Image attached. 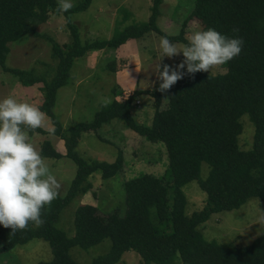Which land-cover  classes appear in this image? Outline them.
<instances>
[{
    "label": "trees",
    "instance_id": "trees-1",
    "mask_svg": "<svg viewBox=\"0 0 264 264\" xmlns=\"http://www.w3.org/2000/svg\"><path fill=\"white\" fill-rule=\"evenodd\" d=\"M91 1L83 0L63 13L72 39L61 45L49 37L53 62H43L46 70L36 72L34 68L6 64L10 44L29 33L41 35L37 26L48 20L51 13L61 14L56 11L57 0H0V66L18 76L25 86L43 84L39 88L45 99L38 108L49 116L54 135L64 141L65 155L77 164L68 194L44 207L45 222L41 227L30 224L28 229L10 236L11 229L0 225V250L43 238L49 242L54 256L37 264H80L71 256L73 247L89 249L109 238L110 251L98 255L90 264H116L130 250L140 255L143 264H264V233L249 245L236 246L206 240L199 230L212 214L239 208L251 197H259L264 203V0H196L190 18H196L203 30L211 27L244 41L241 54L223 65L227 68L225 73L197 72L194 77L186 74L167 93L157 91L159 84L136 89L124 99L102 104L92 121L64 127L53 107L57 91L68 84L77 58L90 50L118 48L150 31L172 42H188L186 22L175 35L166 34L158 26L159 7L164 0H153L148 20L129 25L109 39L82 43L70 15L87 8ZM233 28L239 31L233 32ZM109 68L116 71L115 61ZM144 94L150 96L155 110L149 125L137 122L132 111ZM245 114L255 128L250 149L241 148L239 143L243 132L241 118ZM114 119L151 142L165 143L168 166L163 175L140 172L127 179L123 214L118 209L102 217L93 204L79 206L75 235L69 237L56 226L62 209L92 187L89 177L94 172L100 170L102 178H110L123 170L122 150L113 162H89L77 152L84 133L98 132ZM35 133L49 134L38 129L30 135ZM40 153L51 158L63 156L48 138L41 143ZM203 162L210 167L205 179L201 178ZM192 180H199L207 200L202 209L187 215L183 187Z\"/></svg>",
    "mask_w": 264,
    "mask_h": 264
},
{
    "label": "rangeland",
    "instance_id": "rangeland-1",
    "mask_svg": "<svg viewBox=\"0 0 264 264\" xmlns=\"http://www.w3.org/2000/svg\"><path fill=\"white\" fill-rule=\"evenodd\" d=\"M82 2L83 0H72L73 5ZM152 2L153 0H92L87 8L72 13L70 21L77 25L82 43L105 40L129 25L148 20ZM195 3L196 0H164L159 7L158 26L168 35L179 34L185 22L186 36L201 30L199 21L190 18ZM37 31L41 35L29 33L10 44L6 60L9 67L45 71L47 66L42 63L53 62L52 42L48 38L51 37L61 45L72 39L67 19L63 14L51 13L48 20L37 26ZM161 37L165 36L150 31L143 37L129 40L118 48L90 50L77 58L68 84L57 91L53 107L62 125L68 127L78 122L92 121L102 104L114 99H124L136 89L152 88L159 84L154 70L157 63L163 59L160 61L161 65L175 67L184 59L182 53L173 58H163L159 48ZM173 43L178 47L185 44ZM112 61H115L116 71L109 68ZM226 70L225 66H219L211 74L225 73ZM41 85L43 84L25 86L18 76L0 66V100L12 96L17 102H27L39 107L45 99L39 88ZM132 111L137 122L151 124L155 110L150 96L141 95ZM241 119L243 132L239 143L241 148L250 149L254 143L255 128L247 114ZM45 123L53 128L47 115ZM30 136L37 151L40 152L41 143L48 138L62 153L61 158L43 157L52 174L61 183L59 196L67 195L76 177L77 164L65 155L64 141L56 135L35 133ZM119 150L124 152L123 170L110 178H102L100 170L94 172L89 177L92 187L87 192L79 193L62 209L56 226L63 229L69 237L75 235L74 221L79 206L93 204L97 206L102 217L118 209L123 214L126 209L124 183L127 179L140 172L163 175L168 166L169 158L165 143L149 141L137 132L125 128L118 119L103 125L98 132L84 133L77 147L79 155L89 162L94 159L113 162ZM209 170L208 163L203 162L202 179L208 176ZM183 190L187 198L185 208L187 215L204 207L207 193L201 188L199 180L190 181ZM199 230L206 240H217L236 246L249 245L264 233V203L259 197H251L239 208L212 214L200 225ZM1 245L0 239V247ZM111 246V239L106 238L89 249L75 246L70 253L80 264H90L98 255L109 252ZM53 256L47 240L34 238L11 250H0V264H37L41 261H50ZM116 264H143V260L136 251L130 250L125 252Z\"/></svg>",
    "mask_w": 264,
    "mask_h": 264
},
{
    "label": "clouds",
    "instance_id": "clouds-1",
    "mask_svg": "<svg viewBox=\"0 0 264 264\" xmlns=\"http://www.w3.org/2000/svg\"><path fill=\"white\" fill-rule=\"evenodd\" d=\"M72 7V0H57L58 13H67ZM186 38L188 42L180 47L166 36L160 38L163 58L181 53L184 57L175 67L161 65L163 59L157 63L154 70L160 93H167L186 74H211L237 58L244 45L242 38L229 37L211 27L194 31ZM45 116L38 107L17 102L12 96L0 100V225L11 229L10 236L28 229L30 224L41 227L45 222L44 207L60 195L61 183L31 142L30 133L38 129L54 135L55 129L46 125Z\"/></svg>",
    "mask_w": 264,
    "mask_h": 264
},
{
    "label": "crops",
    "instance_id": "crops-1",
    "mask_svg": "<svg viewBox=\"0 0 264 264\" xmlns=\"http://www.w3.org/2000/svg\"><path fill=\"white\" fill-rule=\"evenodd\" d=\"M141 89V88H140ZM147 89H149V88H147ZM152 118H153V116H152Z\"/></svg>",
    "mask_w": 264,
    "mask_h": 264
}]
</instances>
